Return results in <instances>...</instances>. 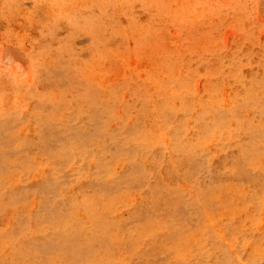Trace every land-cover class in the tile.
<instances>
[{"label": "rangeland", "instance_id": "374dc122", "mask_svg": "<svg viewBox=\"0 0 264 264\" xmlns=\"http://www.w3.org/2000/svg\"><path fill=\"white\" fill-rule=\"evenodd\" d=\"M0 264H264V0H0Z\"/></svg>", "mask_w": 264, "mask_h": 264}, {"label": "bare ground", "instance_id": "6f19581e", "mask_svg": "<svg viewBox=\"0 0 264 264\" xmlns=\"http://www.w3.org/2000/svg\"><path fill=\"white\" fill-rule=\"evenodd\" d=\"M178 250V249H177ZM176 251V250H175ZM181 251V250H180ZM177 252V251H176ZM178 253H180V252H178ZM178 255V254H177ZM179 256H181L182 257V254H179ZM177 258H179L178 256H177Z\"/></svg>", "mask_w": 264, "mask_h": 264}]
</instances>
